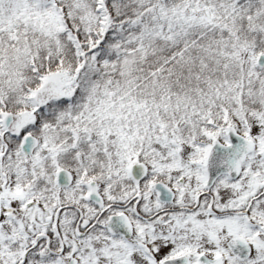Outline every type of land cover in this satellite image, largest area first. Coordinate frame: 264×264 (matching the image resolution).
<instances>
[{
  "label": "snow or ice",
  "instance_id": "1",
  "mask_svg": "<svg viewBox=\"0 0 264 264\" xmlns=\"http://www.w3.org/2000/svg\"><path fill=\"white\" fill-rule=\"evenodd\" d=\"M0 264H264V0H0Z\"/></svg>",
  "mask_w": 264,
  "mask_h": 264
}]
</instances>
